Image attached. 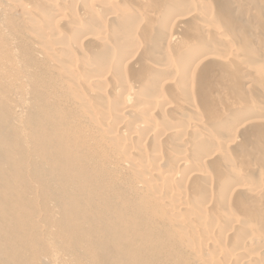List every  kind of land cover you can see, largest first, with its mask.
I'll use <instances>...</instances> for the list:
<instances>
[{
	"label": "bare ground",
	"instance_id": "1",
	"mask_svg": "<svg viewBox=\"0 0 264 264\" xmlns=\"http://www.w3.org/2000/svg\"><path fill=\"white\" fill-rule=\"evenodd\" d=\"M0 264H264V0H0Z\"/></svg>",
	"mask_w": 264,
	"mask_h": 264
}]
</instances>
